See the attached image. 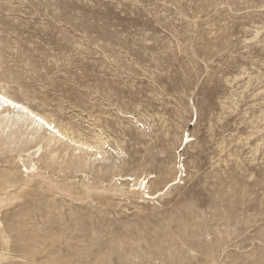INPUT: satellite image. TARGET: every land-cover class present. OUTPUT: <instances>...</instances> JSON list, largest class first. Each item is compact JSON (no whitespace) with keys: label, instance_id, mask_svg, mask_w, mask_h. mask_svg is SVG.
<instances>
[{"label":"rangeland","instance_id":"374dc122","mask_svg":"<svg viewBox=\"0 0 264 264\" xmlns=\"http://www.w3.org/2000/svg\"><path fill=\"white\" fill-rule=\"evenodd\" d=\"M0 91L95 145L0 107V264H264V0H0Z\"/></svg>","mask_w":264,"mask_h":264},{"label":"bare ground","instance_id":"6f19581e","mask_svg":"<svg viewBox=\"0 0 264 264\" xmlns=\"http://www.w3.org/2000/svg\"><path fill=\"white\" fill-rule=\"evenodd\" d=\"M10 101V103H9ZM0 107H3L7 110H17V112L19 113H23V114H27L28 116H30L34 122L37 123H42V125H44L46 130H51L52 133H54V137H60L61 139H65L66 140H70V142L73 145L76 146H81L83 148H86L87 150H93L95 145H91L86 143L85 141H80V139H75L73 137L70 136V134L68 133V130H65L64 128H59V126L57 124H55V122L47 117H45L43 114L36 112L35 110L31 109L29 106H27L26 104H24L23 102L19 101L18 99L14 98L11 95H8L7 93L1 92L0 91ZM187 140H192V138H189ZM188 141V142H189ZM187 142V141H186ZM123 180H134L135 178H133L132 176H125V177H120ZM177 180V179H176ZM174 180L172 183H175ZM148 181V180H147ZM147 185V184H146ZM147 188V186H145V189ZM144 189V190H145ZM144 194H146V196H148L149 198H152L154 196H156L158 193L152 195L150 194V191L143 192Z\"/></svg>","mask_w":264,"mask_h":264},{"label":"snow or ice","instance_id":"6c2138e0","mask_svg":"<svg viewBox=\"0 0 264 264\" xmlns=\"http://www.w3.org/2000/svg\"><path fill=\"white\" fill-rule=\"evenodd\" d=\"M9 103H10V101H9Z\"/></svg>","mask_w":264,"mask_h":264}]
</instances>
